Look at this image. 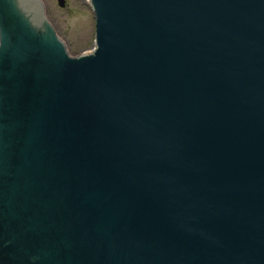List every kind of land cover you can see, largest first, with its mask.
I'll list each match as a JSON object with an SVG mask.
<instances>
[{
  "label": "water",
  "instance_id": "water-1",
  "mask_svg": "<svg viewBox=\"0 0 264 264\" xmlns=\"http://www.w3.org/2000/svg\"><path fill=\"white\" fill-rule=\"evenodd\" d=\"M92 6L0 0V264H264V0Z\"/></svg>",
  "mask_w": 264,
  "mask_h": 264
},
{
  "label": "rangeland",
  "instance_id": "rangeland-1",
  "mask_svg": "<svg viewBox=\"0 0 264 264\" xmlns=\"http://www.w3.org/2000/svg\"><path fill=\"white\" fill-rule=\"evenodd\" d=\"M46 4L50 25L55 24L69 55L82 57L95 50V10L88 0H66L61 7L59 0H38Z\"/></svg>",
  "mask_w": 264,
  "mask_h": 264
},
{
  "label": "bare ground",
  "instance_id": "bare-ground-1",
  "mask_svg": "<svg viewBox=\"0 0 264 264\" xmlns=\"http://www.w3.org/2000/svg\"><path fill=\"white\" fill-rule=\"evenodd\" d=\"M89 2H91V0H88Z\"/></svg>",
  "mask_w": 264,
  "mask_h": 264
}]
</instances>
